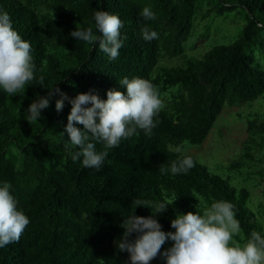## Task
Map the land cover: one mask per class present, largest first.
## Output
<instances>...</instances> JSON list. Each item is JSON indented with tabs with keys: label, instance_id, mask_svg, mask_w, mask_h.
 Here are the masks:
<instances>
[{
	"label": "trees",
	"instance_id": "16d2710c",
	"mask_svg": "<svg viewBox=\"0 0 264 264\" xmlns=\"http://www.w3.org/2000/svg\"><path fill=\"white\" fill-rule=\"evenodd\" d=\"M144 6L152 8L155 20L140 16ZM97 10L116 14L123 23L124 43L116 59L98 44L70 35L88 27L99 35L93 19ZM233 10L245 21L238 37L190 58L183 41L199 14ZM0 11L10 14L13 27L30 42L35 76L24 94L8 96L0 90V184L11 185L18 209L30 220L19 242L0 247V264H122L115 241L124 232L125 217L152 215L136 201L174 200L156 216L168 232L175 231L171 220L177 214L202 212L204 205L225 200L235 206L244 237H236L238 242L245 243L253 230L264 235V220L246 185L232 184L193 154L173 148L203 142L226 104L264 100V0H0ZM145 26L158 39L145 41ZM173 54L185 55V63L158 64L163 55ZM124 77L147 79L158 89L165 105L154 118L158 124L151 136L137 129L108 150L98 169L85 168L82 156L73 160L79 148L66 132L70 98L93 93L106 100L110 89L126 92L119 83ZM52 87L60 91L49 95ZM61 93L69 99L57 111ZM39 97H48L49 106L38 122L29 123L28 106ZM247 128L244 151L229 169L250 165L253 150L264 148V113L250 114ZM96 150H103L102 143ZM182 155L195 161L187 174L159 171ZM172 243L166 241L161 252ZM152 261L166 264L160 255Z\"/></svg>",
	"mask_w": 264,
	"mask_h": 264
},
{
	"label": "clouds",
	"instance_id": "9594fccd",
	"mask_svg": "<svg viewBox=\"0 0 264 264\" xmlns=\"http://www.w3.org/2000/svg\"><path fill=\"white\" fill-rule=\"evenodd\" d=\"M140 16L146 21L156 19L150 6H144ZM93 19L99 35L94 34L93 27L75 28L70 35L85 43L98 44L110 59H116L124 43L120 36L123 27L121 19L106 10L95 11ZM141 32L145 41L158 39V33L148 26L143 27ZM31 51L30 42L13 27L10 14L0 11V90L6 95L24 94L26 86L35 79ZM119 83L126 88V92L110 89L106 100L93 93H79L70 98L72 107L66 132L71 144L79 148L73 160L82 156L85 168L98 169L108 156V150L137 134V129L151 136L158 124L154 118L165 107L151 81L124 77ZM43 84L41 77L40 85ZM59 91L52 87L49 95ZM65 99L69 98L61 93V99L55 105L57 111L62 110ZM48 106V97L34 100L28 106L27 121L38 122L41 110ZM73 122L82 124L84 129L75 127ZM96 143H102V151L96 150ZM176 151L180 153L181 149ZM194 166L195 161L191 156L182 155L172 161L170 167L162 166L159 171L162 174H187ZM10 188L8 182L0 184V247L19 242L30 223L29 217L18 209ZM173 202H135L136 206L149 207L152 215L144 217L132 212L121 225L124 232L117 246L120 251L129 253L131 264H150L158 255L163 257L166 264H264V235L253 230L245 243L241 244L235 239L244 237L231 202L214 201L204 205L202 212L177 214L171 220V227L175 231L165 232L156 216L166 211ZM133 233L136 234L135 238L129 239ZM168 240L173 242L171 247L161 252Z\"/></svg>",
	"mask_w": 264,
	"mask_h": 264
},
{
	"label": "rangeland",
	"instance_id": "374dc122",
	"mask_svg": "<svg viewBox=\"0 0 264 264\" xmlns=\"http://www.w3.org/2000/svg\"><path fill=\"white\" fill-rule=\"evenodd\" d=\"M237 11L213 13L206 17L199 14L189 37L183 41L188 56L192 59L202 57L212 46L237 38L245 22L243 15ZM183 56L185 55H163L158 64H184L186 56ZM164 99L166 100L165 97ZM256 112L264 113V100L261 96L237 104H226L203 142L185 141L182 147L173 148L193 154L213 171L230 178L232 184L246 185L251 190L255 210L264 220V148L258 146L254 149L251 164L244 163L240 171L228 168L231 162L242 155L245 140L249 137L248 117ZM117 242L118 240L115 241V247L122 264H131L129 255L119 250Z\"/></svg>",
	"mask_w": 264,
	"mask_h": 264
}]
</instances>
